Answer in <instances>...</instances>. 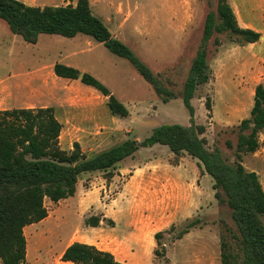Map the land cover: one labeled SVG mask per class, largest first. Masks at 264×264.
Returning <instances> with one entry per match:
<instances>
[{
  "label": "rangeland",
  "instance_id": "1",
  "mask_svg": "<svg viewBox=\"0 0 264 264\" xmlns=\"http://www.w3.org/2000/svg\"><path fill=\"white\" fill-rule=\"evenodd\" d=\"M22 1L38 6L77 3ZM227 1L233 6L234 0ZM90 5L115 37L129 45L169 87L179 91L201 44L207 15L216 11L218 0H90ZM233 42L237 43L235 35L214 33L208 43L210 78L197 87L192 99L196 122L206 126L208 146H218L231 161L237 141L233 127L249 116L254 100L251 82L239 84L245 87L244 94L227 90L229 77L223 66L231 65L225 57ZM55 62L94 75L127 106L129 116L112 115L107 97L79 78L57 76ZM40 106H52L62 122L60 146L69 151L79 142L87 156L128 138L143 140L161 124H190L180 97L163 102L129 60L113 54L103 43L84 34L65 37L47 33L30 43L0 19V109ZM242 161L248 170L258 173L264 187V133L260 134L259 149L243 154ZM110 171L112 178L106 171L85 172L79 176L74 196L58 202L46 199V226L32 224L24 229L26 264H74L63 261L60 251L78 237L89 235V239L101 241L98 229H88L86 223L93 215L101 217L99 225L106 229L114 224L112 217L122 229L148 222L151 230L143 248L149 236L163 232L159 241L153 237L152 252L142 250V254L136 252L140 247L137 238L120 237L125 234L120 229L119 233H107L112 240L104 243L131 264H221V235L226 223L233 224L231 210L218 204L214 180L209 174L204 176L196 158L185 153L176 159L168 146L156 144L141 147ZM200 217L201 225L178 237L190 221ZM160 243L164 255L157 254Z\"/></svg>",
  "mask_w": 264,
  "mask_h": 264
},
{
  "label": "trees",
  "instance_id": "2",
  "mask_svg": "<svg viewBox=\"0 0 264 264\" xmlns=\"http://www.w3.org/2000/svg\"><path fill=\"white\" fill-rule=\"evenodd\" d=\"M0 19L11 31L30 43H36L41 33L75 37L84 34L103 43L113 54L126 58L139 71L155 93L167 103L180 97L190 115V124L165 123L153 128L143 140L128 138L92 156H87L80 143L72 150L60 146L63 124L52 106L0 109V260L2 264H26L27 225L45 219L49 214L45 201L58 202L73 196L79 176L85 172L110 171L119 162L133 156L141 147L166 145L178 159L189 154L198 160L201 171L214 180L215 198L220 206L231 210L233 224H225L221 235V264H264V187L259 175L243 164V154L254 153L260 147L264 133V82L255 87L253 106L248 117L233 127L237 132L235 159L231 161L218 146L210 148L204 136L206 126L194 118L192 99L199 85L210 78L208 43L214 33H230L236 42H256L261 33L243 28L227 0H218L216 11L207 15L201 44L192 60L182 89L175 91L145 63L125 42L115 37L103 19L90 5V0H77L75 5H30L22 0H0ZM220 45V40L215 39ZM57 76L78 79V68L62 62L54 64ZM82 83L92 86L107 97L112 115L129 116V109L111 90L89 72ZM210 108V102L207 101ZM233 147L230 140L226 141ZM87 225L99 226L101 217L90 216ZM203 219L190 221L180 231L182 238ZM162 231L155 234L157 241ZM161 244V243H160ZM157 249L163 254L164 247ZM164 255V254H163ZM61 259L74 264H127L117 260L108 250L75 241L64 251Z\"/></svg>",
  "mask_w": 264,
  "mask_h": 264
},
{
  "label": "crops",
  "instance_id": "3",
  "mask_svg": "<svg viewBox=\"0 0 264 264\" xmlns=\"http://www.w3.org/2000/svg\"><path fill=\"white\" fill-rule=\"evenodd\" d=\"M264 0H234L233 3V10L236 14L238 24L243 27V28H251L254 29L258 32H260L262 35L260 39L256 42H249L246 44H239L233 42L229 47V53L225 57L227 62H229L231 65L227 68L223 66L224 73L226 77H229V80L227 81L229 83L228 87V92H231L230 94H244L245 93V87L242 86L240 87L239 84L242 82H245L246 85L251 82L253 83V88H252V94L255 92V87L257 84L264 82ZM26 3V2H25ZM28 4V3H27ZM30 5H33L29 3ZM262 24V25H261ZM224 48V47H223ZM56 63V62H55ZM54 63V64H55ZM255 80V81H253ZM252 87V85H251ZM227 92V93H228ZM254 101V100H253ZM253 101L250 103V108L253 106ZM197 160V159H196ZM208 173H206L204 176H208ZM74 196V195H73ZM72 197V196H70ZM113 220V225L110 226V228L106 229L104 226H88V229H98L99 234L98 238H101V241L98 240H91L89 235L87 237H78L75 240H72L69 242L66 246H64L61 249V257L65 251V249L72 244L75 241L79 242H84L88 244L95 245L99 249L102 250H108L112 252L115 256L116 259L127 264H131L129 260H127L124 257H119L117 256V253L111 249L108 245H106L104 242H107L108 240H112V238H109L107 233L115 232L118 231H124V235H119L120 237H123L127 239L129 236H133L137 238V242H139L140 247L136 248V252L139 254H142V250L145 251H150L152 252L153 246H154V236L150 237L148 239V243L146 246L143 248L144 245V239L146 234L149 233L151 230L150 224L148 222H142V223H136V225L126 227L125 229L121 228V224L116 220V218L112 217ZM48 221V216L36 223L33 224H38L34 226H39L40 228H43L46 226V222ZM103 224L104 221H102ZM140 224V226H138ZM27 226H32V224L27 225ZM90 230V231H91ZM144 262V261H143ZM142 264H145L143 263ZM71 263V262H70Z\"/></svg>",
  "mask_w": 264,
  "mask_h": 264
},
{
  "label": "water",
  "instance_id": "4",
  "mask_svg": "<svg viewBox=\"0 0 264 264\" xmlns=\"http://www.w3.org/2000/svg\"><path fill=\"white\" fill-rule=\"evenodd\" d=\"M83 73H84L83 71H81V72L79 73V76H78V78H79V79H81V78H82V76H83Z\"/></svg>",
  "mask_w": 264,
  "mask_h": 264
}]
</instances>
